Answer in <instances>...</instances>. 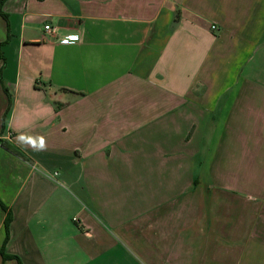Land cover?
<instances>
[{"label":"crops","instance_id":"crops-1","mask_svg":"<svg viewBox=\"0 0 264 264\" xmlns=\"http://www.w3.org/2000/svg\"><path fill=\"white\" fill-rule=\"evenodd\" d=\"M0 13V264H264V0Z\"/></svg>","mask_w":264,"mask_h":264},{"label":"built area","instance_id":"built-area-1","mask_svg":"<svg viewBox=\"0 0 264 264\" xmlns=\"http://www.w3.org/2000/svg\"><path fill=\"white\" fill-rule=\"evenodd\" d=\"M44 30H49V27L48 26H44L43 27ZM210 29H214L213 26H210ZM75 39L74 37H65L64 39L60 40L61 43H71L73 42Z\"/></svg>","mask_w":264,"mask_h":264},{"label":"trees","instance_id":"trees-1","mask_svg":"<svg viewBox=\"0 0 264 264\" xmlns=\"http://www.w3.org/2000/svg\"><path fill=\"white\" fill-rule=\"evenodd\" d=\"M3 0H0V4ZM0 15L2 16V14L0 13ZM13 149V148H12ZM14 151H17L15 149H13ZM8 222H9V217L7 216V214H5V217H4V221H3V228H4V232H5V235L7 233V225H8Z\"/></svg>","mask_w":264,"mask_h":264}]
</instances>
